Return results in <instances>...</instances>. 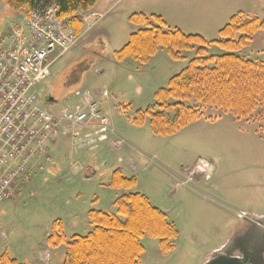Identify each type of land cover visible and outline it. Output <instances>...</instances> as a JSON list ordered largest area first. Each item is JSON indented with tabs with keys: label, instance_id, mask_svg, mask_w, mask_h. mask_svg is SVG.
Listing matches in <instances>:
<instances>
[{
	"label": "rangeland",
	"instance_id": "obj_1",
	"mask_svg": "<svg viewBox=\"0 0 264 264\" xmlns=\"http://www.w3.org/2000/svg\"><path fill=\"white\" fill-rule=\"evenodd\" d=\"M167 1L100 0L96 11L103 16L96 26L37 86L42 105L53 111L75 109L89 92L111 120L117 134L111 139L120 138L124 144L115 149L105 143L80 153L73 152L66 140L48 145L54 164L22 187L17 199L0 203V256L8 252L24 264H61L64 248L54 250L48 245L53 224L60 221L68 238L86 236L93 229L88 221L91 210L116 214L114 203L123 191L109 183L117 169L135 178L133 192L146 195L179 231L175 249L168 254L161 252L159 240L146 237L142 264H204L244 226L242 216L264 217L263 122L238 120L207 106L200 120L171 137L155 135L150 118L143 126L134 124L140 110L156 105V92L166 89L169 80L195 58L196 50L184 52L187 60L175 61L163 48L145 64L118 61L115 56L141 29L130 17L167 14L171 10ZM215 1L232 17L243 13L264 20V0ZM18 19V12L0 1V49L8 45ZM206 34L219 40L216 32ZM222 54L216 46L209 48V56ZM237 54L264 61V31ZM104 90L110 93L108 101L102 96ZM51 94L55 103L48 104ZM185 104L201 108L196 101ZM199 163L209 167V180L201 175L189 178L188 172Z\"/></svg>",
	"mask_w": 264,
	"mask_h": 264
},
{
	"label": "trees",
	"instance_id": "obj_2",
	"mask_svg": "<svg viewBox=\"0 0 264 264\" xmlns=\"http://www.w3.org/2000/svg\"><path fill=\"white\" fill-rule=\"evenodd\" d=\"M0 1L18 12L19 18H27L40 7L55 5L59 17L68 22L76 35L84 32L83 16L91 14L99 2ZM130 22L141 29L115 53L118 61L132 59L145 64L161 48L175 61L187 60L184 52L196 50L195 58L169 80L168 87L156 92V105L138 112L134 119L136 126H143L150 118L155 135L171 137L200 120L203 117L202 108L207 106L221 109L238 120L255 119L264 123V61L247 60L237 54L259 32L264 31V20L238 13L219 32V40L211 42L200 35L172 29L157 15L134 14ZM211 46L218 47L224 54L209 56ZM187 101H196L201 108L187 106ZM109 186L123 191L114 203L117 212L110 214L91 210L88 221L93 229L88 235L68 238L60 221L53 224L48 245L54 250L64 248L61 264H142L146 253L143 240L146 237L159 240L163 254L175 249V241L179 238L176 225L146 195L133 192L137 187L135 178L126 177L121 169H117L111 174ZM0 264L24 263L4 252L0 256Z\"/></svg>",
	"mask_w": 264,
	"mask_h": 264
},
{
	"label": "built area",
	"instance_id": "obj_3",
	"mask_svg": "<svg viewBox=\"0 0 264 264\" xmlns=\"http://www.w3.org/2000/svg\"><path fill=\"white\" fill-rule=\"evenodd\" d=\"M102 15L88 14L87 28L76 35L59 17L55 5L40 7L14 24L8 45L0 49V203L17 199L22 187L32 184L54 160L48 145L66 139L75 153L92 151L111 143L117 134L103 106L89 92L75 109L45 108L36 91L51 74L52 66L77 46ZM102 96L108 100L109 92ZM124 141L117 139L122 147ZM75 171L79 170L74 166ZM211 178L209 167L199 163L188 172Z\"/></svg>",
	"mask_w": 264,
	"mask_h": 264
},
{
	"label": "crops",
	"instance_id": "obj_4",
	"mask_svg": "<svg viewBox=\"0 0 264 264\" xmlns=\"http://www.w3.org/2000/svg\"><path fill=\"white\" fill-rule=\"evenodd\" d=\"M167 3L171 9L167 14L157 12L153 15L162 17L172 29L177 28L184 33L200 35L209 42L216 38H210L206 33L219 34L232 17L229 14L230 10L223 9L221 3L215 0H168ZM96 6L92 14L99 15ZM111 144L113 148L120 149L116 141L112 140Z\"/></svg>",
	"mask_w": 264,
	"mask_h": 264
},
{
	"label": "water",
	"instance_id": "obj_5",
	"mask_svg": "<svg viewBox=\"0 0 264 264\" xmlns=\"http://www.w3.org/2000/svg\"><path fill=\"white\" fill-rule=\"evenodd\" d=\"M45 107L48 108L46 105ZM245 222L250 224L252 228L241 234L236 233L224 247L212 254L204 264L264 263V217L247 216Z\"/></svg>",
	"mask_w": 264,
	"mask_h": 264
},
{
	"label": "flooded vegetation",
	"instance_id": "obj_6",
	"mask_svg": "<svg viewBox=\"0 0 264 264\" xmlns=\"http://www.w3.org/2000/svg\"><path fill=\"white\" fill-rule=\"evenodd\" d=\"M54 101V99H53V96H52V94L47 98V103H51L50 101ZM252 227L250 226V224H248V223H246L245 222V224H244V226L238 231V233L239 234H241V233H244V232H247L248 230H250ZM237 233V234H238ZM258 250L257 251H259V248H257ZM264 255V254H263ZM261 264H264L263 262L261 263Z\"/></svg>",
	"mask_w": 264,
	"mask_h": 264
}]
</instances>
